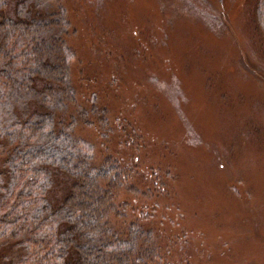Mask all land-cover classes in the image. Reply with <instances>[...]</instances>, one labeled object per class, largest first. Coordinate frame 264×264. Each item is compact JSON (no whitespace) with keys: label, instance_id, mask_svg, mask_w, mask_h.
<instances>
[{"label":"rangeland","instance_id":"374dc122","mask_svg":"<svg viewBox=\"0 0 264 264\" xmlns=\"http://www.w3.org/2000/svg\"><path fill=\"white\" fill-rule=\"evenodd\" d=\"M59 3L78 107L106 111L74 134L130 169L139 192L121 199L155 231L156 264H264L258 0ZM55 178L53 200L66 183Z\"/></svg>","mask_w":264,"mask_h":264},{"label":"trees","instance_id":"16d2710c","mask_svg":"<svg viewBox=\"0 0 264 264\" xmlns=\"http://www.w3.org/2000/svg\"><path fill=\"white\" fill-rule=\"evenodd\" d=\"M257 20L264 36V0ZM68 24L59 0H0V245L19 247L1 263L156 264L155 231L121 199L139 192L130 169L74 134L107 120L78 107Z\"/></svg>","mask_w":264,"mask_h":264}]
</instances>
